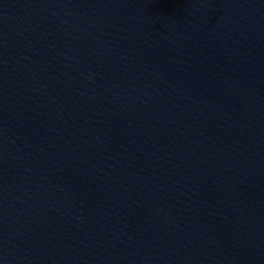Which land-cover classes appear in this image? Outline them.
Listing matches in <instances>:
<instances>
[{
	"label": "water",
	"instance_id": "water-1",
	"mask_svg": "<svg viewBox=\"0 0 264 264\" xmlns=\"http://www.w3.org/2000/svg\"><path fill=\"white\" fill-rule=\"evenodd\" d=\"M0 264H264V0H0Z\"/></svg>",
	"mask_w": 264,
	"mask_h": 264
}]
</instances>
